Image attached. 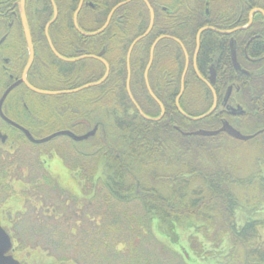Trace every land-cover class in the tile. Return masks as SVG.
<instances>
[{
	"label": "flooded vegetation",
	"instance_id": "obj_1",
	"mask_svg": "<svg viewBox=\"0 0 264 264\" xmlns=\"http://www.w3.org/2000/svg\"><path fill=\"white\" fill-rule=\"evenodd\" d=\"M128 1L126 4L132 0ZM136 1H140L145 5L141 0ZM146 1L148 2V0ZM233 1L231 4L228 0H225V2L222 0L223 3L219 2L217 5L211 4L210 10L202 8L204 15L208 18L201 21L202 25H198L199 27L192 35L188 32L184 34L179 33L181 31H188V25H192V19L183 18L179 8L190 9L192 13L198 14L201 8L198 7L197 3L193 0H156V2H159L160 10L169 9L173 11L162 20L161 26L167 27L168 24H171L173 33L179 35V37L162 34L159 36L160 38L155 48L159 46L157 55L160 68H168L174 72V69L180 65L179 91L181 75L185 72L183 91L179 100L185 89L184 81L187 74L188 76L193 74L196 80L200 81H195L191 76L187 84L190 95L185 103H187L188 107H193L190 109L192 114L202 109L204 105H207L208 101L210 102L208 111L215 103L213 111L204 118L191 120L186 117L191 121H203L197 130L215 131L221 128L223 124H226L238 132V129L242 127L247 131V133L240 132L243 135H253L249 131L255 127L253 125L258 118L252 113L257 112V110L264 111V0ZM19 2L20 0H0V25L6 29V33L0 36V227L8 234L11 240L12 246L8 254L17 260L19 264H31L30 262L35 263L36 261L33 259L28 261L23 257L28 249L33 248L25 249L21 246L23 244L20 241L15 240L13 235L16 229L19 230L21 226H25V222L22 220L23 217L26 220L28 218L27 215L32 214L36 219L40 220L41 223H38L40 227L39 232L44 229H51L49 234H57L60 232L58 228L62 227L68 228L69 233L74 235L76 230L74 223L77 222L72 219L73 212L75 213L73 218L78 213L83 215L82 224L84 225L101 217V221L98 223L95 221V227L90 229L92 232H96L99 226L106 227L107 220L104 219L110 214V210H105V212L99 214L98 207L95 210L93 208V210H88L84 213L82 210L83 203H91L92 200L94 201V198L98 197L96 193L90 195L85 191L90 188V182L96 184L99 182L98 180H101L98 176L102 173V166L99 167L96 160L98 158L96 153H98L99 148L102 149L104 146L102 139V144L95 145L92 150L86 148L87 151L83 155L85 158L95 161L93 169L91 168L92 163L84 165L83 161L85 159L78 157L81 140L82 142H89L91 138L96 137V133L98 132L99 124L97 122L94 123L91 118H97V112L102 111L98 107L99 101L103 99L99 100L98 98L99 93L96 88L98 85L82 87L96 81L80 82L78 76H81V71L78 68L80 69L81 66L71 68L68 71L63 68L62 73H59L56 72L55 66L45 61L43 54L48 49L55 59L67 63L94 60L104 67L103 75L108 66L109 75L112 66L110 64H113L115 51L113 49H109L108 51V47H110L108 36L106 39L102 38L103 43H100L101 40L99 41L98 39L79 42L74 36H65L67 37L66 42L74 47L68 53L72 54V56L63 55L60 51H62L63 47H69V44L63 39L62 43L55 44L53 36L49 33L50 26L48 28V36L44 33V28L43 33L33 32L35 21L27 17L28 0H25L24 11L30 30L29 38L33 47V60L30 68H28V71L24 75L27 58L29 57V49L27 48L28 45L23 28H21ZM98 2L97 0H83L81 4L82 6L85 4L94 13L99 15L100 9L98 6L100 3ZM206 5L207 3H205ZM138 10V6L132 7L133 12H137ZM128 20H125L126 25L129 23L127 22ZM108 25H106L105 29H107ZM201 28L203 30L199 34ZM79 31L85 34L94 32H85L81 28ZM81 33L79 35L82 37H94L100 34L87 36ZM54 37L59 39L61 35H55ZM49 40L56 50L58 57L51 51ZM163 40H170V42L169 44H162L161 41ZM99 46L101 47L97 50ZM84 50H91L92 52H84ZM92 55L103 59L107 65H104L103 62L96 58L89 57ZM41 56L44 60L41 61L42 65L38 66L37 62L42 59ZM200 61L202 63H199ZM95 65L91 63L84 64L82 72H96L97 67ZM37 67H41L44 71L36 73L35 68ZM82 75L85 76L83 73ZM61 77L66 79L62 83L59 82ZM166 80V83H161V78H159L158 84L166 87L167 84H172V81H175L172 78ZM199 83L204 85L207 90L206 92H201ZM27 84L36 90L61 93L42 94L31 90ZM104 92H106L105 96L108 94L110 97L114 96L110 86L106 87ZM151 92L153 94V91ZM178 92L174 103L179 94ZM147 95L150 96L149 93ZM54 96L57 98L58 96H67V104H64L63 101ZM193 98L196 99V102L192 101ZM152 100L156 103L153 98ZM174 106L178 111L176 104ZM112 111L113 109H103L102 114L103 116L109 114L108 116L118 121L122 116L119 114L114 115ZM214 113L220 114V123L219 121H215L210 124L211 119H207L209 121L206 120L205 122L204 119ZM203 114L197 116L186 115L189 117H199ZM217 124L219 125L218 128L215 127ZM261 130L263 129L258 131L261 132ZM256 133L258 132L256 131ZM218 134L231 137L225 131L218 132ZM85 135H87L85 139H73L74 137L81 138ZM111 146L105 145V152L112 151ZM9 149H19L16 154L28 152L27 156L23 159H26L27 162L21 160L19 164L15 162L11 163L9 159L11 158L10 155L4 154V151L7 152ZM89 153H95V156H90ZM55 155L60 157L61 160L58 161L62 164L65 172L70 173L78 179L75 182L70 179L69 181L73 183L72 186L75 189H78L80 197L72 196L67 190L60 189V181L57 183L58 178L50 173L48 161L52 157H55ZM23 156L24 154L20 155V157ZM23 166L24 168H22ZM16 167L19 168L16 169ZM83 194L86 197L83 198ZM48 195H50V200L52 197L55 201L52 207L46 206L49 199L45 197ZM68 199L73 200L75 203H72L74 204L72 208ZM14 200H18L17 204H13ZM65 208H70L67 211L72 214V216L67 215L69 223L64 221L66 220L64 218ZM78 219L81 222V218L79 217ZM71 221L74 224L73 228L70 225ZM18 224L21 225L18 226ZM85 228L87 230V227ZM86 230L83 229V231ZM53 245L55 246V242H53ZM18 255L23 256L22 259ZM45 261L43 263L52 264L54 259L52 260L48 257ZM73 262L74 260H59L58 264H78L77 262Z\"/></svg>",
	"mask_w": 264,
	"mask_h": 264
},
{
	"label": "trees",
	"instance_id": "obj_2",
	"mask_svg": "<svg viewBox=\"0 0 264 264\" xmlns=\"http://www.w3.org/2000/svg\"><path fill=\"white\" fill-rule=\"evenodd\" d=\"M53 1L57 9V17L50 25L49 33L53 36L55 44L62 43V39L66 42L65 36H74L79 42L98 39L101 40L100 43H103V37L106 39L108 36L110 40L108 51L109 49L115 51L107 79L96 88L99 100L104 98L106 87L112 88L113 97L119 107V110L114 109L112 113L123 117L115 122V128L122 136L117 137L113 141L114 144L102 139L104 146L112 145L110 147L112 151L105 152L104 146L102 149L99 148L96 160L99 167L102 166V173L98 176L101 180L96 184L90 182V188L85 192L90 195L99 194L95 191V187L101 185L106 196L113 200V204L124 207L136 203L142 212L137 220L140 229L144 228L150 237L156 238L159 243L161 242L158 239L159 235L163 238L170 236L172 239L175 235V232H172L175 227L187 228L193 221L199 224L196 226L199 233L202 230L203 235L211 236L218 243L227 246L229 253H232L230 260L233 264L238 263L235 257L238 250L243 248L246 254L238 257L240 262L245 257L247 262H251L250 264H264V236L260 232V229H264V218L256 217L257 211L263 209L261 206L264 202V111L257 110L252 113L258 120L254 125L252 124L255 127L249 133L255 135L245 141L225 137L223 134L182 135L181 132L196 131L203 121H191L176 110L173 103L179 91L181 67L179 65L174 72L168 68H160L157 55L159 46H157L147 74L151 91L162 103L164 113L158 121L144 119L126 96L125 53L130 42L147 29L149 23L147 7L140 1L132 0L113 13L107 29L102 33L94 37H82L73 27V13L79 0ZM119 1L122 0H97L100 3L99 15L84 4L77 13V25L85 32L99 29L105 22L108 12ZM193 1L201 8L198 14L192 13L190 9L179 8L183 18L192 19L188 31L179 32L181 34L188 32L193 35L198 25H202L201 21L208 18L202 8L210 10L211 4L217 5L222 2V0ZM228 1L230 4L234 2ZM148 2L154 12V22L148 35L136 42L131 51L129 86L140 110L145 116L154 118L159 116L160 108L147 95L142 74L148 61L150 45L162 34L177 37L179 35L173 33L171 24L167 27L161 26L162 20L173 11L160 10L159 2L156 0H148ZM135 6L139 7L137 12L132 11V7ZM26 11L27 17L35 21L33 32L43 33L44 25L53 16L50 0H28ZM132 17H135L133 21L135 23L130 25L129 21ZM127 19H129L128 25L125 23ZM55 35L61 37L56 39ZM169 42L170 40L161 41L162 44ZM66 43L69 47H63L60 53L72 56L68 53L74 46ZM90 51L84 50V52ZM43 56L45 61L55 66L56 72L59 73H62L63 68L68 71L81 66L80 69L78 68L81 71V76H78L80 82L98 81L104 72V67L94 60L78 63L62 62L55 59L48 49ZM44 59L42 57L41 61ZM90 63L96 64V72H82V66ZM191 76L197 81L193 74ZM191 76L186 75L185 89L179 103L184 114L197 116L208 111L210 102L208 101L207 105L194 114L191 113L190 109L193 107H188L185 103L190 95L187 84ZM159 78L161 83H166L168 78L175 81L165 87L158 84ZM65 80L61 77L59 82ZM198 85L201 87V92L207 91L202 83ZM67 98V96H58L57 99L67 104ZM192 101L196 102V99L193 98ZM219 117L220 114L214 113L204 120L206 122L207 119H211L210 124L215 121L220 123ZM215 127L218 128L219 125ZM260 129L263 130L259 132ZM232 144L237 148V153L233 148L227 150ZM219 147L223 148L222 153L217 156L212 155L213 149ZM89 155L95 156V153ZM200 243L202 248L203 243Z\"/></svg>",
	"mask_w": 264,
	"mask_h": 264
},
{
	"label": "rangeland",
	"instance_id": "obj_3",
	"mask_svg": "<svg viewBox=\"0 0 264 264\" xmlns=\"http://www.w3.org/2000/svg\"><path fill=\"white\" fill-rule=\"evenodd\" d=\"M133 21H135V17H132L131 21H129L130 25L135 23ZM3 27L4 26L1 27L0 25V36L6 33V29ZM37 65H42L41 60L37 62ZM43 71L44 69L41 67L35 68L36 73H42ZM117 106L116 100L110 97L109 94L99 101L98 107H100L102 111L97 112V118L91 117L94 123L97 122L99 124L96 137L91 138L89 142H82V140L80 142L81 146H79L80 153L78 157L85 159V161H83L84 165L86 163H89V165L92 163V169L95 165V161L83 156L87 151L86 148L92 150L95 145L98 146L99 143H101V139L112 141L111 144H114L113 141L117 137L122 136L119 130L115 128L116 121L114 118L108 116L109 114L106 116L102 114L103 109L119 110ZM238 130L239 132L247 133L242 127ZM231 146L227 150L233 148L237 153V148L233 144ZM18 150L19 149H9L7 152L4 151V154L10 155L11 158L9 159L11 163L15 162L19 164L21 160L27 162L26 159H23L27 156L26 154L28 152L16 154ZM213 151L212 155L217 156L219 153H222L223 148L220 149L219 147L218 149H213ZM23 154L24 156L20 157V155ZM58 160L61 159L57 157V155L49 159L48 168L50 173L58 178L57 183L60 181V189L67 190L72 196L80 197L78 189H75V187L72 186L73 183L69 181L70 179L75 182L78 181V179L70 173L65 172V169ZM18 168L19 167H16V169ZM22 168H24V166ZM95 191L99 192L98 197H96V199L94 198V201L92 200L91 203H84L82 210L84 213L88 210H93V208L95 210V208L98 207L97 209L100 214L110 209V214L104 219L107 220L106 227L99 226L96 232H92L90 229L95 227V221H97V223L101 221V217L95 221L87 222V224L84 225L82 224L83 215L81 213H78L76 217L73 218L75 213L73 212L74 215L72 216V214L67 211V209L69 210L70 208H65L64 218L66 220L64 221L69 223L67 215H71L72 219L77 222L74 223L76 227L74 235L69 233L68 228L62 227L58 228V231H60L59 233L49 234L51 229H44L39 232L40 227L38 223H41V221L36 219L32 214L27 215L28 218L26 220L25 217L22 218L25 222V226H21L19 230H15L16 233H13L15 240L23 244L21 245L22 247L25 249L33 248L30 250L28 249L24 257H22L28 261L30 259L36 261L35 263L30 262L31 264H45L43 261L48 259V257L52 260L54 259L52 264H58L59 260H74L73 263L77 262L78 264H224L225 262V264H233L232 260H230L232 253H229L227 246L218 243L215 238L211 236L203 235L204 233H202V230L201 233H199V229L196 228V226L199 225L197 222L192 221L191 226L189 223V227L187 228L175 227L172 231L175 232L172 239H170V236L163 238V236L159 235L158 239L161 241L159 243L156 241V238H151L144 228L140 229L137 220H139L138 218L141 216L142 212L139 210L140 207L136 203L122 207L113 204V200L106 196L101 185H97ZM49 194H51V192H49ZM84 197L86 196L83 194V198ZM45 198L49 199L46 206L52 207V204H55L52 197L50 200V195ZM17 202L18 200H14L13 204H17ZM69 202L72 208L75 203L73 200H69ZM262 204L261 207L263 209L257 211L256 217L264 218V202ZM79 217L81 218V222L78 219ZM72 221L70 225L73 228L74 224ZM20 225L21 224H18V226ZM85 227H87V230ZM83 229L86 231H83ZM260 232L264 236V229H260ZM224 240L226 241V239ZM53 242H55V246ZM200 242L203 243L202 248H200ZM245 252L244 248L238 250L235 257L238 262L237 264L251 263L247 262L248 260H246L245 257H243V261L240 262L238 257L241 256V254L245 256ZM18 257L21 256L18 255ZM22 257L20 259H22ZM22 262L24 261L22 260Z\"/></svg>",
	"mask_w": 264,
	"mask_h": 264
},
{
	"label": "water",
	"instance_id": "obj_4",
	"mask_svg": "<svg viewBox=\"0 0 264 264\" xmlns=\"http://www.w3.org/2000/svg\"><path fill=\"white\" fill-rule=\"evenodd\" d=\"M24 1L25 0H20L19 2V13H20V18H21V24H22V27L23 28V32L25 34V38H26V41H27V45H28V49H29V57L27 58V63H26V66H25V69H24V75L25 73L28 71V68H30L31 64H32V60H33V47H32V43H31V39L29 38L30 37V30H29V27H28V24H27V20H26V17H25V11H24ZM145 3L146 7H147V10L149 12V23H148V27L147 29L144 31V33L137 37L133 42H131L130 46H129V49L127 51V56H126V63H127V78H126V91L128 93L127 96H129V98L131 99L132 103H133V106L136 107V110L137 112L139 113V115L141 117H143L144 119L146 120H150V121H157L159 119H161V117L163 116V113H164V108L162 106V104L157 100V98L155 97L154 94H152L151 92V89H150V86L148 84V79H147V74L148 73V70L151 66V62L153 60V53H154V48H155V45L157 43V41L159 40L160 37H158L157 39H155L154 41H152V45L150 47V52L149 53V59H148V63L146 65V68L144 70V81H145V85H146V88H147V91L148 93L150 94V96L156 101L157 105H159L160 107V110H161V113L159 114L158 117L156 118H150L148 116H145V114H143V112L140 110V108L138 106H136V102L134 101L133 97L130 95V90H129V79H130V70H129V57H130V54L131 53V50L133 48V46L135 45V42L139 41L141 38L145 37L149 31L152 29V26H153V20H154V12H153V9L151 8V6L149 5V3L146 1V0H141ZM51 2V5H52V8H53V16L52 18L46 23V25H44V33L48 36V28L49 26L55 21L56 17H57V9H56V6L54 5V1L53 0H50ZM127 2H129L128 0L124 1V2H121V3H118L115 7H113L110 12H108V15L106 17V20H105V23L96 31L92 32V33H81L78 29V25L77 24V13H79L80 9H81V6L83 3V0H79V2L77 3V8L75 9L74 13H73V25L74 27L78 30L79 33L83 34V35H87V36H92V35H96L98 33H101L105 28H106V25H108V22L110 21L113 13L115 12V10L117 8H119L120 6L126 4ZM203 29L201 28V30H199V34L200 32L202 31ZM198 38V37H197ZM49 47L51 48V51L55 54L56 57H58V54L56 52V50L53 48L52 44H51V41L49 40ZM91 58H96L98 60H100L101 62L104 63V65H107V63L103 60V59H100L98 56H89ZM108 66L105 70V73L104 75H102L103 77L94 82V83H91V84H87V85H84L82 87H89L91 85H98L100 83H102L108 75ZM184 74L185 72L182 73L181 75V86H180V91L178 92V96L176 97V100H175V103L176 104V107L178 109V111L180 112V114H182L183 116L191 119V120H198V119H201V118H204L206 116H208L214 109L215 107V103L213 104V106L211 107V109L208 111V112H205V114L199 116V117H189L187 116L186 114H184V112L181 110L180 106H179V97L183 91V78H184ZM28 85V84H27ZM29 88H31V90H34V91H37L39 93H42V94H58V93H61V92H49V91H41V90H36L34 87H32L31 85H28ZM175 129L178 130L177 127H175ZM222 131H225V133H227L228 135H230L231 137L235 138V139H239V140H248L250 138H252L255 134L253 135H243L241 134L240 132H238L237 130L233 129L231 126H227L226 124H223V126L221 128H219L218 130H215V131H204V130H197L196 132H181L182 135H190V134H194V135H202V136H214L216 134H218V132H222ZM87 137V135L85 136H82L81 138L80 137H74L73 139L74 140H81V139H85ZM11 240L8 236V234L0 227V264H19L16 260H14V258L8 254V252L10 251L11 249ZM13 258V259H12Z\"/></svg>",
	"mask_w": 264,
	"mask_h": 264
},
{
	"label": "bare ground",
	"instance_id": "obj_5",
	"mask_svg": "<svg viewBox=\"0 0 264 264\" xmlns=\"http://www.w3.org/2000/svg\"><path fill=\"white\" fill-rule=\"evenodd\" d=\"M74 27V26H73ZM74 29L78 32V30L74 27ZM78 29H80L79 27H78ZM129 90H130V86H129ZM128 94V93H127ZM130 95H131V92H130ZM132 96V95H131ZM133 97V96H132Z\"/></svg>",
	"mask_w": 264,
	"mask_h": 264
}]
</instances>
